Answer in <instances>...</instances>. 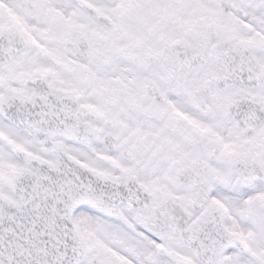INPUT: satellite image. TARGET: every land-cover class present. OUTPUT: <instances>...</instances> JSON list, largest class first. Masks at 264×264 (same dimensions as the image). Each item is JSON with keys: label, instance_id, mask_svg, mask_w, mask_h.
Returning a JSON list of instances; mask_svg holds the SVG:
<instances>
[{"label": "snow or ice", "instance_id": "snow-or-ice-1", "mask_svg": "<svg viewBox=\"0 0 264 264\" xmlns=\"http://www.w3.org/2000/svg\"><path fill=\"white\" fill-rule=\"evenodd\" d=\"M0 264H264V0H0Z\"/></svg>", "mask_w": 264, "mask_h": 264}]
</instances>
